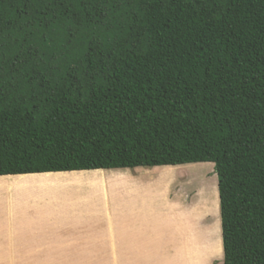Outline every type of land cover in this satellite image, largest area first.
<instances>
[{
    "label": "trees",
    "instance_id": "16d2710c",
    "mask_svg": "<svg viewBox=\"0 0 264 264\" xmlns=\"http://www.w3.org/2000/svg\"><path fill=\"white\" fill-rule=\"evenodd\" d=\"M191 162L264 264V0H0V175Z\"/></svg>",
    "mask_w": 264,
    "mask_h": 264
},
{
    "label": "rangeland",
    "instance_id": "374dc122",
    "mask_svg": "<svg viewBox=\"0 0 264 264\" xmlns=\"http://www.w3.org/2000/svg\"><path fill=\"white\" fill-rule=\"evenodd\" d=\"M195 163L189 166L207 175L205 181L216 182L213 163ZM126 170L118 177L106 174L100 180L86 179L72 185L54 182L56 188L42 187L47 182L0 187V264H223V250L218 260L208 244L212 220L209 201L202 197L205 194L195 193L196 179L191 183L179 167L175 169L179 174L160 180L168 212L165 216L173 233L162 229L161 247L133 250L123 246L129 242L130 215L139 203L132 195L133 181L154 178L143 170ZM94 181L98 183L88 185ZM204 191L208 192V186ZM73 227L82 230L74 231L76 237H69L67 248L53 244V235L61 237ZM152 228L158 230L155 219ZM109 243H114V248Z\"/></svg>",
    "mask_w": 264,
    "mask_h": 264
},
{
    "label": "crops",
    "instance_id": "0c3cea01",
    "mask_svg": "<svg viewBox=\"0 0 264 264\" xmlns=\"http://www.w3.org/2000/svg\"><path fill=\"white\" fill-rule=\"evenodd\" d=\"M185 164L192 165L196 163L191 162V163H185ZM182 165L184 164H178L177 166H182ZM164 166L165 165L151 166V167L149 166L135 167V168H125V169L118 168L120 170H126V169L143 170V172L152 173L154 175V178L152 179H141V180L136 179L133 181L135 186L134 188L131 189V190H134V193L132 191V195L134 196L135 199L137 198L136 200L139 203L135 205L134 213H131L130 215L132 218L130 220L132 221V228H131V232L129 233L130 234L129 242L127 243V245L123 243L124 244L123 246L129 247V249H133V250L153 249L154 247H156V245L161 247L162 243L159 244V242H162V238H161L163 237L162 229L169 230L170 233H173L171 222L167 223V218L165 216L166 214H168V212L166 211L167 209H164V207H166V204L164 203V200H166V198L164 196L162 184L160 181L163 176H169L168 173L163 171ZM152 183L154 184L153 186H151ZM122 184H125V183H122ZM143 197H144V200L139 199ZM154 219L158 222V230H155V231H153V228H152V222ZM75 230H78L80 232L82 229H77L73 227L72 231L70 230L67 232L65 231L66 233L62 232L61 237L56 236V235L52 236L51 234L52 240H54L53 244L55 246L62 244L64 247L67 248L70 242L68 241L69 237L70 239H73L74 237H76L75 235H73ZM152 233L153 235H151ZM63 235L65 237L64 241L61 240ZM149 237L157 240V242L153 243L152 239H150ZM143 238H145V240ZM221 242L222 240H221V232H220V243ZM113 244L114 243H109L110 247H112ZM221 247H222V243H221ZM112 248H114V246ZM210 249L212 250L211 245H210Z\"/></svg>",
    "mask_w": 264,
    "mask_h": 264
},
{
    "label": "bare ground",
    "instance_id": "6f19581e",
    "mask_svg": "<svg viewBox=\"0 0 264 264\" xmlns=\"http://www.w3.org/2000/svg\"><path fill=\"white\" fill-rule=\"evenodd\" d=\"M209 163V162H205ZM212 163V162H211ZM180 168V173L187 174L191 183L192 180L196 179V183H194L197 195L198 194H205V199H208V210L210 212L212 220L210 221V225L208 226L210 232H207L210 239L208 240L209 247L211 245L213 251L218 254V260L222 256V247L220 243V220H219V200H218V193H217V184L215 181L211 183L209 180L205 181V174L199 172L198 168L190 167L189 165H165L163 167V171L168 173L169 176H174L179 174L176 168ZM211 167V166H210ZM118 169V168H117ZM125 169V168H122ZM200 169V168H199ZM127 170H116V169H92V170H75V171H62V172H46V173H27V174H10V175H0V187H28L31 184L39 183L45 185L42 187H51L56 188L58 187L57 184L54 182L62 181V184H58L59 186L62 185H71L73 182L81 183V181H86V179H103L105 175L112 177H118V175L125 174ZM210 173V172H209ZM212 173H214L212 171ZM210 176V175H209ZM96 181L89 183L88 185H95ZM208 183V184H207ZM191 186V185H190ZM208 186V192L206 187ZM188 187V186H187ZM192 187V186H191ZM186 189V188H185ZM96 191V190H95ZM205 193H204V192ZM185 192V191H183ZM193 196V195H192ZM191 196V198H192ZM199 196V195H198ZM197 197V196H196ZM196 199H200L197 197ZM202 201V200H201ZM194 204V203H193Z\"/></svg>",
    "mask_w": 264,
    "mask_h": 264
},
{
    "label": "clouds",
    "instance_id": "9594fccd",
    "mask_svg": "<svg viewBox=\"0 0 264 264\" xmlns=\"http://www.w3.org/2000/svg\"><path fill=\"white\" fill-rule=\"evenodd\" d=\"M155 166H163V165H155ZM137 167H146V166H137ZM149 167H151V166H149ZM133 168H135V167H133ZM101 169V168H100ZM115 169H117V168H115ZM49 172H56V171H49ZM35 173H39V172H35ZM22 174H25V173H22ZM8 175V174H7ZM216 182H217V177H216ZM217 192H218V187H217ZM218 200H219V194H218ZM219 203V202H218ZM219 214H220V208H219ZM220 230H221V227H220ZM222 240V239H221ZM222 243V242H221ZM222 250H223V248H222Z\"/></svg>",
    "mask_w": 264,
    "mask_h": 264
}]
</instances>
